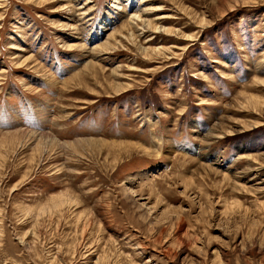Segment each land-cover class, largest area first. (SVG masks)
I'll use <instances>...</instances> for the list:
<instances>
[{"label": "rangeland", "instance_id": "374dc122", "mask_svg": "<svg viewBox=\"0 0 264 264\" xmlns=\"http://www.w3.org/2000/svg\"><path fill=\"white\" fill-rule=\"evenodd\" d=\"M0 264H264V0H0Z\"/></svg>", "mask_w": 264, "mask_h": 264}, {"label": "bare ground", "instance_id": "6f19581e", "mask_svg": "<svg viewBox=\"0 0 264 264\" xmlns=\"http://www.w3.org/2000/svg\"><path fill=\"white\" fill-rule=\"evenodd\" d=\"M160 19L162 20V19H165V18L163 17V18H160ZM129 26H130V25H129ZM155 29H156V30H159L160 28L155 27ZM157 33H158V32H157ZM168 33H169V31H168ZM260 125H261V124H260ZM256 127H257V126H256ZM256 127H254V128H256Z\"/></svg>", "mask_w": 264, "mask_h": 264}]
</instances>
